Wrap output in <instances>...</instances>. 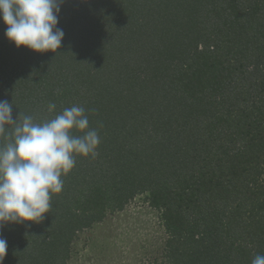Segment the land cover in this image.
Instances as JSON below:
<instances>
[{
    "label": "trees",
    "instance_id": "16d2710c",
    "mask_svg": "<svg viewBox=\"0 0 264 264\" xmlns=\"http://www.w3.org/2000/svg\"><path fill=\"white\" fill-rule=\"evenodd\" d=\"M58 27L40 54L0 20V99L38 122L50 102L84 107L98 154L40 223L0 228V264H65L79 231L143 194L170 264L264 255V0H64Z\"/></svg>",
    "mask_w": 264,
    "mask_h": 264
},
{
    "label": "clouds",
    "instance_id": "9594fccd",
    "mask_svg": "<svg viewBox=\"0 0 264 264\" xmlns=\"http://www.w3.org/2000/svg\"><path fill=\"white\" fill-rule=\"evenodd\" d=\"M63 2L0 0L6 39L17 49L57 52L65 35L58 27ZM47 111L55 115L39 122L31 115L14 117L13 103L0 99V228L40 223L51 210L52 194L62 192V176L74 168L75 158L98 154L100 136L89 127L84 107L57 113L50 102ZM6 251L7 241L0 236V256ZM251 264H264V255L256 254Z\"/></svg>",
    "mask_w": 264,
    "mask_h": 264
},
{
    "label": "rangeland",
    "instance_id": "374dc122",
    "mask_svg": "<svg viewBox=\"0 0 264 264\" xmlns=\"http://www.w3.org/2000/svg\"><path fill=\"white\" fill-rule=\"evenodd\" d=\"M2 89L6 93L4 85ZM168 239L161 210L150 206L147 194L138 195L124 209L79 231L65 264H170Z\"/></svg>",
    "mask_w": 264,
    "mask_h": 264
}]
</instances>
